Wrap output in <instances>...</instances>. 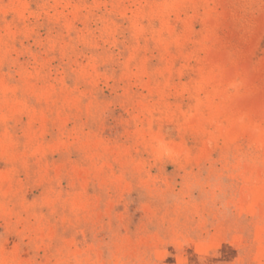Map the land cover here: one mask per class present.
<instances>
[{
  "label": "rangeland",
  "instance_id": "obj_1",
  "mask_svg": "<svg viewBox=\"0 0 264 264\" xmlns=\"http://www.w3.org/2000/svg\"><path fill=\"white\" fill-rule=\"evenodd\" d=\"M0 264H264V0H0Z\"/></svg>",
  "mask_w": 264,
  "mask_h": 264
}]
</instances>
